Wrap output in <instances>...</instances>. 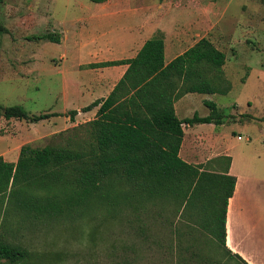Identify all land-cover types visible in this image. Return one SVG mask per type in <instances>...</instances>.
Segmentation results:
<instances>
[{
  "label": "trees",
  "instance_id": "trees-1",
  "mask_svg": "<svg viewBox=\"0 0 264 264\" xmlns=\"http://www.w3.org/2000/svg\"><path fill=\"white\" fill-rule=\"evenodd\" d=\"M59 38L58 33L47 32L28 40L59 43ZM163 48V37L158 33L145 42L133 59L90 65H127V70L104 101L82 109L88 112L99 106L96 118L80 127L86 135L73 134L64 143L41 148L25 144L15 163L0 157V205L9 206L26 218L56 220L69 217L72 212L84 214L95 202L117 206L122 203L139 209L143 203L172 199L184 207L196 192L207 194L217 187L219 202L214 210L218 212L209 215L208 230L218 238L229 259L247 264L225 250V216L235 177L210 173L178 156L183 136L181 124L221 125L223 115L213 102H204L210 111L208 116L178 120L173 103L188 93L226 95L230 88H220V82L213 84L219 75L222 80L225 54L208 39H201L165 65ZM76 113L68 112L71 120ZM59 116L31 115L18 105H0V119L4 120L37 124ZM120 186L125 189L120 190ZM197 211L199 214L201 209ZM29 259L27 250L0 236V261L23 264Z\"/></svg>",
  "mask_w": 264,
  "mask_h": 264
},
{
  "label": "rangeland",
  "instance_id": "rangeland-1",
  "mask_svg": "<svg viewBox=\"0 0 264 264\" xmlns=\"http://www.w3.org/2000/svg\"><path fill=\"white\" fill-rule=\"evenodd\" d=\"M218 1L222 3L221 18L227 28L233 23L235 9L244 2L246 10L240 16L239 32L243 17L254 18L253 10H257L258 16L264 15V6L252 0ZM66 2L4 0L0 4V40L6 37V43L0 41V48L7 51L12 71L18 74L0 81V105H18L31 115L59 114L65 109L60 97L65 64L59 59V48L47 41L28 39L57 32ZM253 25L258 36L256 41L251 39L252 48L259 46V51L239 56L236 52L234 58L232 42H221L232 87L223 73L220 88H230V93L211 98L223 115L222 132L232 135L234 131L243 138L238 141L237 135H233V144L242 152L264 150V18ZM233 63L237 71H233ZM30 69L33 72L22 75ZM65 117H69L68 113ZM231 120L239 125L234 126ZM84 124L68 126L64 125V118L56 117L37 124L2 122L0 138L4 144L19 140L23 145L41 148L64 143L73 134L86 135L80 128ZM246 137L250 138L248 142ZM218 194L217 187L207 194L196 192L184 207L172 199L143 203L139 209L122 203L117 206L95 202L84 214L72 212L69 217L56 220L26 218L9 206L0 205V236L30 253V259L23 264H236L208 230L209 215L218 212L214 210ZM198 201L202 204L196 205ZM198 208L200 217L196 213Z\"/></svg>",
  "mask_w": 264,
  "mask_h": 264
},
{
  "label": "crops",
  "instance_id": "crops-1",
  "mask_svg": "<svg viewBox=\"0 0 264 264\" xmlns=\"http://www.w3.org/2000/svg\"><path fill=\"white\" fill-rule=\"evenodd\" d=\"M252 1L264 6V0ZM243 3L235 9L233 23L227 28L221 18L222 3L218 0H105L102 3L67 0L57 26L59 43L49 42L59 48V59L65 64L60 92L65 109L59 113L63 116L56 118H64V125L68 126L94 120L99 106L88 112H82V109L95 101H104L122 79L127 65L94 68L90 65L133 59L145 42L158 33L163 37L165 65L201 39H208L221 52L223 40L232 42L234 58L236 52L239 56L259 51V46L252 48L251 39L258 36V29L255 31L252 27L264 15L258 16L257 10H253L251 16L254 15L255 19L253 16L251 19L243 17L239 32L240 16L246 10ZM3 38L1 40L6 43ZM238 48L243 50L239 52ZM6 53L0 48V81L18 76L12 71ZM235 65L233 63V71L238 69ZM225 67L226 61L222 67L223 76L231 85ZM30 72L33 69L22 72V75ZM214 80H219L213 83L218 84L220 75ZM217 94L188 93L181 96L173 103L175 116L178 120L194 115L208 116L210 111L204 102H213L211 98ZM214 104L219 111V106ZM69 111L77 112L73 120L65 117ZM13 121L0 119V123L6 124ZM231 123L239 125L238 121L231 120ZM222 128L223 121L221 125L181 124L183 136L178 156L183 162L200 165L210 173L235 177L225 216V250L247 264H264V150H237L233 144V135L237 134L234 131L232 135L223 133ZM247 138L248 142L250 138ZM1 141L2 138L0 157L5 162L15 163L22 142L4 144Z\"/></svg>",
  "mask_w": 264,
  "mask_h": 264
},
{
  "label": "built area",
  "instance_id": "built-area-1",
  "mask_svg": "<svg viewBox=\"0 0 264 264\" xmlns=\"http://www.w3.org/2000/svg\"><path fill=\"white\" fill-rule=\"evenodd\" d=\"M237 140H243V138H242L241 136H238V137H237ZM245 140L247 141L248 138L246 137Z\"/></svg>",
  "mask_w": 264,
  "mask_h": 264
}]
</instances>
